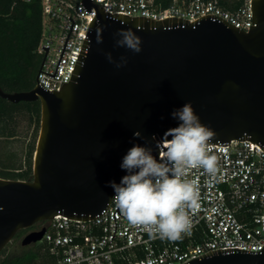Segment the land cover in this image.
Wrapping results in <instances>:
<instances>
[{
    "label": "water",
    "instance_id": "obj_1",
    "mask_svg": "<svg viewBox=\"0 0 264 264\" xmlns=\"http://www.w3.org/2000/svg\"><path fill=\"white\" fill-rule=\"evenodd\" d=\"M81 4L87 12L93 5L96 13L69 81L59 91L39 83L20 92L0 87V96L11 102L41 103L32 179L0 176V252L19 230L56 214L78 219L103 214L114 193L109 182L119 184L127 175L122 158L139 144L152 147L158 160L151 138L160 140L178 127L171 113L186 102L216 133L209 143L248 139L264 149V0H251L249 31L215 14L193 22L157 20L104 11L91 0ZM121 29L141 37L140 53L116 47ZM48 47L42 46L45 56ZM109 52L117 62L125 56L127 64L109 63ZM137 131L142 138L134 136ZM44 232H28L21 244L38 242ZM183 264H264V245L219 248Z\"/></svg>",
    "mask_w": 264,
    "mask_h": 264
},
{
    "label": "built area",
    "instance_id": "obj_2",
    "mask_svg": "<svg viewBox=\"0 0 264 264\" xmlns=\"http://www.w3.org/2000/svg\"><path fill=\"white\" fill-rule=\"evenodd\" d=\"M40 1L42 27L37 51L43 64L34 87L39 83L59 91L71 77L96 9L92 5V11L87 12L81 0ZM91 2L101 10L123 12L129 17H179L193 22L215 14L245 31L252 24L251 0H241L236 10L224 8L218 0H173L167 8L158 7L155 0ZM69 16L74 20L71 31ZM43 45H49L46 56ZM209 151L218 158V172L215 178L202 168L188 173L186 178L198 185L199 200L197 207L189 210L190 232L179 240H162L142 227L130 225L116 211L112 199L115 192L106 211L98 217L78 219L56 214L36 222L30 231L45 229L38 242L45 245L55 264H183L219 248L260 250L264 245V149L256 141L231 139L226 145L209 143Z\"/></svg>",
    "mask_w": 264,
    "mask_h": 264
},
{
    "label": "clouds",
    "instance_id": "obj_3",
    "mask_svg": "<svg viewBox=\"0 0 264 264\" xmlns=\"http://www.w3.org/2000/svg\"><path fill=\"white\" fill-rule=\"evenodd\" d=\"M115 35L120 37L115 41L116 47L134 53L142 51L141 37L131 29L118 30ZM102 42L98 37L97 43ZM105 55L117 68L128 62L125 56L117 62L110 52ZM171 115L179 121L178 127L168 129L160 140L155 135L151 138L159 151V160L153 156L152 147L134 145L120 165L127 175L119 184L111 181L109 185L115 192L112 199L116 207L130 225L142 227L162 240L176 241L182 238V234L190 232L189 210L196 208L199 200L198 185L186 178L188 173L202 168L215 178L218 158L209 151V142L216 133L201 123L191 102H186ZM134 136L142 138L139 131Z\"/></svg>",
    "mask_w": 264,
    "mask_h": 264
},
{
    "label": "trees",
    "instance_id": "obj_4",
    "mask_svg": "<svg viewBox=\"0 0 264 264\" xmlns=\"http://www.w3.org/2000/svg\"><path fill=\"white\" fill-rule=\"evenodd\" d=\"M220 5L229 10H236L241 0H218ZM160 8H167L173 0H155ZM42 12L40 0H0V87L5 92L29 91L34 87L36 74L42 57L37 49L41 37ZM27 113L30 123L36 129L40 127L41 103L36 101L11 102L0 96V142L16 135L18 114ZM33 145L26 157L25 164L16 161L5 162L0 176L11 179H32ZM19 230L13 238L20 240L26 234ZM5 248V247H4ZM0 252V264H55L41 242L23 246L18 254Z\"/></svg>",
    "mask_w": 264,
    "mask_h": 264
},
{
    "label": "rangeland",
    "instance_id": "obj_5",
    "mask_svg": "<svg viewBox=\"0 0 264 264\" xmlns=\"http://www.w3.org/2000/svg\"><path fill=\"white\" fill-rule=\"evenodd\" d=\"M39 133L40 127L37 130L35 124L30 123L27 113L18 114L16 135L11 137L10 139H1V159L5 162L16 161L17 163L25 164V160L28 156L30 148L34 145L36 149ZM0 169H3L2 163H0ZM22 237L20 238V240L13 239L11 242H9L4 248L3 255L20 253L23 247V245L21 244Z\"/></svg>",
    "mask_w": 264,
    "mask_h": 264
},
{
    "label": "flooded vegetation",
    "instance_id": "obj_6",
    "mask_svg": "<svg viewBox=\"0 0 264 264\" xmlns=\"http://www.w3.org/2000/svg\"><path fill=\"white\" fill-rule=\"evenodd\" d=\"M36 224H37V223H36ZM36 224L32 225L30 228H27V229H25V230H26L27 232L30 231L31 229L35 228ZM16 234H17V233H16ZM15 236H16V235H15ZM15 236H14V237H15Z\"/></svg>",
    "mask_w": 264,
    "mask_h": 264
}]
</instances>
